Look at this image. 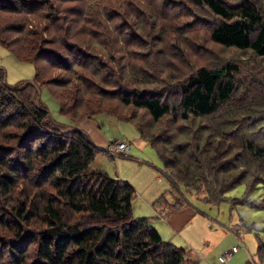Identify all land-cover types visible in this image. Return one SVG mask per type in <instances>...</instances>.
I'll use <instances>...</instances> for the list:
<instances>
[{"label": "trees", "instance_id": "16d2710c", "mask_svg": "<svg viewBox=\"0 0 264 264\" xmlns=\"http://www.w3.org/2000/svg\"><path fill=\"white\" fill-rule=\"evenodd\" d=\"M71 1L79 3V0ZM109 1V8L99 5L90 17L78 8L76 13H71L76 18L65 21L62 12H52V4L46 8L48 13L41 0H20L19 9L10 2V7H6V0H0V11L16 16L11 22H6L8 18L0 20V45L8 48L16 61L32 65L35 71L33 83L10 86L6 83L5 71L0 69V131L3 137L19 139L18 150L13 149L14 157L4 155L1 160L11 174L0 178V203L13 192L12 185L17 183L18 174L12 168L15 158L28 173L24 182L35 189L31 195H25V205L20 202L12 207L8 218L0 216L4 229L13 236L8 247L0 240V262L5 261L2 257L9 253L4 264H199L190 260V251L164 242L150 220L133 218L135 191L128 183L91 170L90 165L98 154H108L96 147L79 128L64 132L69 122L91 119L95 115L73 113L77 108L75 100L65 104L66 97L71 94L68 91L62 95L70 83L50 84L52 92L46 88L58 102L60 115L69 122L58 124L52 120L40 100L38 85L43 86V75L47 74V67L42 63L56 69V63L64 54L86 53V58L79 61L73 59L75 55L71 56L72 65L68 67L67 63L58 65L66 72L74 67L89 72L93 79L82 80L87 90L98 87L105 93L109 91L120 105L145 111L155 123L165 117L182 123L208 121L191 139L186 135L173 134L171 137L162 132L146 135L144 127L128 121L133 122L139 137L154 150L173 191L178 192L172 210L189 204L178 187L209 206H218L227 201L229 192L245 185L239 202L248 206L253 191L264 185V0H194L192 7L182 0H140L156 7L150 19L169 20L170 25L178 18L192 15L189 10L193 7L207 9L213 17L210 41L225 49L251 54L248 60L252 63L247 65L246 73L242 71V75L246 74L243 82L239 78L240 66L228 62L220 69H199L183 82L172 84L177 87L170 91L175 96L170 99L145 90L139 93L135 88L129 94L120 93L116 68L104 66L102 58L108 53V59L113 62L112 56L118 51L114 48L115 41L121 42L120 36L125 40L123 33L131 35L132 42L138 41L132 32L137 27L131 26L130 33L126 34V19L122 17L124 10H133L136 16L138 13L135 4L128 0L118 5L123 9L122 14L112 13L111 9L117 4L116 0ZM167 3H178L184 8L178 14L164 8ZM62 10L65 12L66 8ZM105 10L111 12L106 14ZM44 13L46 24L41 25L36 20L31 24L30 17L40 21V14ZM19 19L22 22L15 24ZM175 25L179 29L175 31L186 30L188 34L198 27L195 21L184 22L182 27ZM47 33L51 38H43ZM129 54L133 52L129 50ZM96 55H101V59ZM102 71L110 72L107 73L109 78L102 75ZM117 71L124 75L130 73V67H118ZM143 76L144 80H137L138 85L149 82V75ZM100 84L105 89H101ZM247 129L253 132L252 139ZM179 131L184 132L182 127ZM36 167L38 171L47 170L44 182L31 178L32 175L37 177ZM235 200L231 201L233 207L241 205ZM162 202L165 198L158 203ZM252 208L260 209L258 206ZM257 255L264 264V244L258 247Z\"/></svg>", "mask_w": 264, "mask_h": 264}, {"label": "rangeland", "instance_id": "374dc122", "mask_svg": "<svg viewBox=\"0 0 264 264\" xmlns=\"http://www.w3.org/2000/svg\"><path fill=\"white\" fill-rule=\"evenodd\" d=\"M19 1L20 0H6L4 5L6 7H10L9 2L15 3L16 7L19 9L17 6ZM41 1L42 3L44 2L46 11L48 4H52L53 13L62 12L61 17L63 19L66 16L65 21L76 18L71 13H76L78 8H80L82 10L81 12H83L85 15L89 13L88 16L90 17L91 14H93L94 9L99 5L109 8L108 5L111 4L109 0H100L101 2L97 0H79V3H73L72 1L69 2V0ZM121 1L122 0L115 1L117 6L115 9H111V11L113 10L112 13L118 11L119 14H122L123 9L118 7ZM124 1L127 2V0ZM128 1H131L135 4L137 8L135 9L137 10L138 14L137 16L133 15V10L123 11L122 17L125 16L124 19H126L127 26L125 30L126 34H129V29L131 26L137 27V30L134 32L133 29L132 32L133 35H136L138 41L134 40L132 42V36L125 35L123 33L122 35H124L125 40H123V37L120 36L121 42H118L115 41L119 36V34H117L113 37L114 41L116 42V46H114V48H118L116 54L112 56L113 62L108 59L110 58L108 53L104 54L105 56L102 58V64L104 66L116 68V80L120 81L119 88L122 90L120 93L129 94V92L135 88L139 93H141V90H145V92L150 91L156 94L159 93L158 95L164 94L163 97L166 96L169 97V99L174 98L175 96L170 91L177 86H173L172 84L178 81L183 82L188 76L196 74L199 69H220L224 65L229 64L228 62H235L240 66L241 76L239 75V78L242 82L244 81L246 74L243 73L242 75V71L246 73V67H248L247 65L252 63L250 60H248V58H251V54L232 49H225L213 44L210 41L208 36L210 34L213 17L209 14L207 9L193 7V10H189L192 15L178 18L175 20V23H171L172 25H170L171 21L169 20H163L160 18L150 19L149 15L151 12H153L154 6H148L147 3L140 0ZM182 1L189 4L188 6L190 7L194 5V0ZM165 6L166 7L164 8H168L173 12H178V14L181 9L184 8L179 6L178 3H167ZM62 8H66L65 12L62 10ZM154 8L156 9V7ZM111 11L105 10L106 14L110 13ZM45 14L46 13L40 14L42 18L40 21L30 17L29 20L31 21V24L35 20L41 25L43 23L46 24ZM155 15L158 16L157 12H155ZM12 17L16 16L4 14L0 11V20L4 21L8 18L6 22H11ZM190 21H195L198 23V27L194 30V33L188 34L186 30L181 32L174 30L178 28L175 24H180L182 27L184 22ZM20 22H22L21 19L17 20L15 24ZM117 23H119V21H116V24ZM168 26L172 28H169ZM81 27H83V25L80 22V28ZM122 30L124 31V28H122ZM15 36L10 35L12 38ZM43 38L48 39L51 38V36H49L47 33L43 35ZM126 44L127 47H125ZM98 47L100 48V45H98ZM129 50H131L133 54H129ZM82 52L83 53H74L72 55L64 54V57L59 61V63H56V69H50L49 65H47L45 62L42 63V66L47 67V74L43 75V86L40 87L37 84L40 91V100L47 108L52 120L58 124H66L69 121H66V119L60 115L58 102L51 96L49 91L52 92V87L49 86L53 83H70L68 87H65L67 90L62 96H65L69 91L71 95L66 97L65 104L72 103V101L75 100L74 104H76L77 108L73 110V113L80 116L82 114L88 115L94 113V117H92L90 120H94V122H96L99 130L102 133L108 135L109 138H111V142L120 141L126 142L130 145L131 150L128 156H111L107 152L106 148L105 152L109 156L105 153L98 154L95 160L91 163L90 168L91 170H99L106 173L111 179H124L126 182L128 181V183L135 189V195L132 200L133 218H149V213L151 211L149 196L153 192H156L157 189H162V192L165 191L162 195L166 194L169 196L171 183L169 179H166L167 176L164 173L162 164L156 153L146 141L139 137L134 124L137 123L139 126L141 125L144 127V132L146 135H154L162 132L165 134H170L171 137L173 134L182 136L186 135L187 139H191L193 136H197L196 132L198 130V133H200V128L202 130L203 126L208 124V121L200 119L192 120L189 123H182L181 121L173 122L172 118L165 117L159 123H155L145 111L135 110L131 107H124L120 105V103H118V101L110 95L109 91L105 93L99 90L98 87L96 89L91 88V90H87L82 80L93 79L89 72L83 71L78 67H74L71 72H66L62 71L60 69V65H58L62 64L63 66L66 63L68 64L67 67L72 65V62L69 61H72L71 56L73 55H75L73 59H76L77 61H79L80 58H86V53H84V51ZM96 56L98 60L101 59V55ZM124 66L125 68L130 67V73H125L124 75L120 74L122 76L121 77L118 74L119 71H117V69L118 67L123 68ZM0 69L5 71L6 83L10 86H15L21 82L33 83L35 75L34 67L26 63H19L9 52V49L1 45ZM176 69L179 71L175 72ZM107 73L110 74V72L106 71L101 72L102 75L106 74L105 77L109 78ZM143 75H149V82L144 85H138L137 80L139 78L144 80ZM98 81L100 80L98 79ZM100 85L102 86L101 89H105L104 85ZM124 86H126V88ZM84 92H88V94L91 95L84 94ZM57 93H61V91H57ZM98 93H100V97L96 96ZM66 109H68V107ZM84 119L79 121L77 120V124L69 122V126L74 125L75 127H78ZM131 120L134 121V124L133 122H128ZM69 126L67 125L64 132H69L73 130L72 128H75L73 126H70L69 128ZM180 127H182L184 132L179 131ZM247 130L248 137L252 139V137H254L253 132L249 131L250 129ZM9 131L23 133V131L21 132L20 130L16 129H10ZM260 131L262 134L263 131ZM1 132L2 131H0V178L2 175L11 174V170L1 163V160H3L2 158L5 156L13 158L15 155L13 149L17 151V146L19 145V139H14L10 136L3 137V133ZM261 137H263V135ZM14 161L15 163L12 165V168L16 174H18L16 179L17 183L12 185L14 187L13 192L8 194L6 199L2 200L0 203V216H2V219L5 217L8 218L7 216L11 215V208L15 205H18L20 202H23V205H25L26 201H23L25 195H31L35 190L30 186L31 184L28 185L25 183L26 181L24 182L23 178L28 174L25 171L26 168L24 165L21 167L16 161V158ZM36 168L37 172L35 176L37 177L33 178L32 175L31 178L35 181H38L39 183L44 182L47 170L43 169L38 171L39 167ZM158 178H160V181H158ZM244 193L245 185L238 186L236 189L232 190L226 195L227 201L221 203L218 206H209L208 204L197 200L194 197L186 196V199H188L191 204L195 206V208L204 214V216L198 215L192 223L193 230H196L198 234L197 237H193L194 242H197L199 245L196 247L198 250L202 243L200 242L201 239H203L206 234H208L206 236L208 239L212 236V233L210 232H201V226L203 224H206L207 228L211 226L215 228V226H217L218 229H222L227 233V235L222 240H220V242L210 254H207L205 251L202 252L203 254L201 255L199 264H220L218 263L217 258L222 257L233 247L238 248V252L233 255L232 258L225 264H245L247 261L251 260L253 255L256 253L257 246L264 244V185L258 186L253 191L250 204L246 202L248 206L242 205V201L239 202ZM167 199L170 203L173 202L171 196ZM233 200H235L234 202H236V204L238 203L241 205H236L233 207L231 202ZM261 205L262 208L260 207ZM252 206H258L260 209L252 208ZM204 219L206 220V223L204 222ZM4 228L5 226L0 221V240H4V246L8 247L13 242V236ZM237 229L238 231H236ZM18 242L19 241H17V243ZM165 242L169 241L166 240ZM176 245H178L177 247L179 248H185L186 250L190 251L191 254H198L200 257V254L196 253L194 249H192L194 251L193 252L191 249L182 246L180 243ZM30 251L33 252V248L31 249L30 247ZM2 258L5 261H1L0 264H4V262L8 261L7 258H9V253L6 252ZM190 260L192 261V257ZM260 261L262 260L260 259ZM192 262H194V260Z\"/></svg>", "mask_w": 264, "mask_h": 264}, {"label": "crops", "instance_id": "0c3cea01", "mask_svg": "<svg viewBox=\"0 0 264 264\" xmlns=\"http://www.w3.org/2000/svg\"><path fill=\"white\" fill-rule=\"evenodd\" d=\"M70 126L75 127L74 125H70ZM75 128H79L86 135H88V137L92 140V142L96 145V147H98L100 149L106 150V148H108L110 143H112L111 138H109L108 135L102 133L99 130V127L96 124V122H94V120L84 119L79 124V126L75 127ZM112 158H118V157H112ZM166 179H168V177ZM117 180L126 182V180H124V179H117ZM158 181H160V178H158ZM169 181H170V179H169ZM126 183H128V181ZM170 183H171V181H170ZM172 187L173 186L171 184L169 196L166 194L162 195L165 192V191L162 192L161 191L162 189H157L156 192H153L149 196V204L151 205V211L149 213L150 217L144 218V219L150 220L152 227L157 231V233L160 235L161 239L164 242L166 240H168L169 241L168 243L172 242L171 244L175 245L176 247L178 246L176 244L180 243L182 246H185V247L191 249V251H193L192 249H194L196 251V253L200 254V257L198 256V254L192 253L191 254L192 261L194 260V262L200 263L201 255L203 254L202 252L205 251L207 254H210L212 252V250L216 247V245L220 242V240H222L227 235V233L222 229H218L217 226H215V228H213L212 226L207 228V225L203 224L201 226V232H210V233H212V236L209 237V239H208V238H206V236L208 234H206V236L203 239H201L200 242H202V243H201L200 248L198 250L196 247L199 245L197 244V242H194V239H193V237H197L198 234H197L196 230H193L192 223L194 222L195 218L198 215L204 216V214L201 213V211H199L197 208H195V206L193 204H191V202L188 199H186V196L190 197V195L185 194L181 187L178 188V191L181 193V195L184 196V199L186 200V202H189V204L183 205L182 207H180L178 209L172 210L171 207L174 204V199L176 198V194L178 193V192H176V190H174L175 191L174 192ZM134 191H135V189H134ZM170 196L172 197V201H173L171 203L167 199ZM162 198H165V202L158 203L160 201V199H162ZM139 219H143V218H139ZM204 222L206 223L205 219H204ZM225 230H227V229H225ZM236 231H238V229ZM177 242H179V243H177ZM258 247H259V245L257 246L256 253L253 255L251 260L247 261V263H245V264H250V263H252V264H263L257 255ZM181 248L185 249L183 247H181ZM233 248H235V247H233ZM217 260H218V263L223 264L219 261V257L217 258Z\"/></svg>", "mask_w": 264, "mask_h": 264}, {"label": "built area", "instance_id": "2783aa9c", "mask_svg": "<svg viewBox=\"0 0 264 264\" xmlns=\"http://www.w3.org/2000/svg\"><path fill=\"white\" fill-rule=\"evenodd\" d=\"M130 150H131V147L128 143L120 142V141L112 142L107 148V152L111 156H121V155L128 156L130 153ZM237 251H238V248L236 247L232 248L230 252H227L222 257H220L219 261L223 264L227 263Z\"/></svg>", "mask_w": 264, "mask_h": 264}]
</instances>
